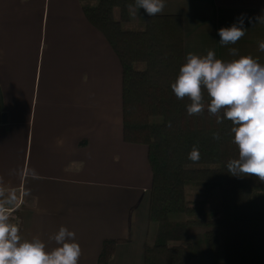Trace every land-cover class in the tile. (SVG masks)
<instances>
[{
  "label": "crops",
  "instance_id": "crops-1",
  "mask_svg": "<svg viewBox=\"0 0 264 264\" xmlns=\"http://www.w3.org/2000/svg\"><path fill=\"white\" fill-rule=\"evenodd\" d=\"M156 15L182 16L185 57L264 64V0H165ZM241 18L246 35L221 45L219 29ZM122 101L119 59L80 0H0V194H15L0 210L23 238L51 249L65 226L78 264H98L106 239L127 240L109 264H144L152 171L147 147L124 140Z\"/></svg>",
  "mask_w": 264,
  "mask_h": 264
},
{
  "label": "trees",
  "instance_id": "trees-1",
  "mask_svg": "<svg viewBox=\"0 0 264 264\" xmlns=\"http://www.w3.org/2000/svg\"><path fill=\"white\" fill-rule=\"evenodd\" d=\"M80 2L122 67L124 140L147 147L152 184L144 264H264V182L227 171L239 154L231 122L217 124L207 109L188 115L189 101L171 89L185 63L182 16H150L135 0ZM133 10L143 29L125 27ZM194 145L201 153L196 162L188 159ZM191 189L207 200L192 205ZM126 241L104 240L98 264H109Z\"/></svg>",
  "mask_w": 264,
  "mask_h": 264
},
{
  "label": "clouds",
  "instance_id": "clouds-1",
  "mask_svg": "<svg viewBox=\"0 0 264 264\" xmlns=\"http://www.w3.org/2000/svg\"><path fill=\"white\" fill-rule=\"evenodd\" d=\"M135 7L155 16L163 12L165 0H135ZM256 19L264 24V16ZM246 32L241 18L238 23L219 29V42L235 45ZM258 48L264 52V40ZM229 51L237 56L236 48ZM171 89L177 99L189 101L188 115H201L207 109L217 124L230 121L232 142L239 154L227 162V171L233 176H254L264 182V64L250 54L225 61L211 49L206 55L189 52ZM212 135L215 140L221 138L219 132ZM200 155L194 145L188 159L196 162ZM50 239L56 245L51 249L40 238H23L19 224L0 210V264H78L82 247L75 231L61 226Z\"/></svg>",
  "mask_w": 264,
  "mask_h": 264
},
{
  "label": "rangeland",
  "instance_id": "rangeland-1",
  "mask_svg": "<svg viewBox=\"0 0 264 264\" xmlns=\"http://www.w3.org/2000/svg\"><path fill=\"white\" fill-rule=\"evenodd\" d=\"M135 12H136L135 10L132 11V15H131L132 20L128 24H126L125 27L128 29H130V28L131 29H143L144 23H143V21H141L137 18V15ZM14 197H15L14 193L3 192L2 194H0V205L1 204H7L12 199L14 200ZM150 197H151V188H150ZM188 198L190 201H192L191 202L192 205L197 204L198 202L202 203V201L207 200V198L202 194V192L199 189L189 190ZM194 229H195V227L190 228V232L191 233L194 232ZM220 254L222 255V249L220 251Z\"/></svg>",
  "mask_w": 264,
  "mask_h": 264
}]
</instances>
